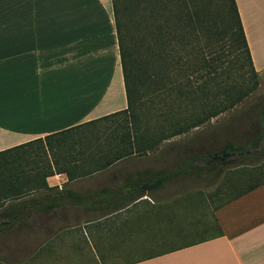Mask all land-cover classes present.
<instances>
[{
	"label": "crops",
	"instance_id": "crops-1",
	"mask_svg": "<svg viewBox=\"0 0 264 264\" xmlns=\"http://www.w3.org/2000/svg\"><path fill=\"white\" fill-rule=\"evenodd\" d=\"M235 3L259 76L264 0ZM126 107L112 0H0V264H264V182L184 221Z\"/></svg>",
	"mask_w": 264,
	"mask_h": 264
},
{
	"label": "trees",
	"instance_id": "trees-1",
	"mask_svg": "<svg viewBox=\"0 0 264 264\" xmlns=\"http://www.w3.org/2000/svg\"><path fill=\"white\" fill-rule=\"evenodd\" d=\"M216 7L215 20L208 22V6L203 0H145L142 7L138 3L128 6L112 0L127 98V107L122 112L130 113V122L134 123L142 96L146 94L149 98L153 94L158 97L157 109L166 123L156 139L141 135L151 147L229 111L258 85L235 0H218ZM234 65L240 72L236 80L231 76ZM174 66L182 73L179 87L173 84L170 75ZM238 117L248 126L247 139L236 141V134L226 125L228 136L219 149L201 150L186 143L169 145L167 155L169 160L177 161V168L168 169L167 176L182 173L208 183L222 174L224 165L232 163V157L242 156L238 157L240 164L257 145L261 158L264 96ZM14 151L15 148L0 151V159L6 160V153L12 152L10 159L14 161ZM261 170L264 165H259L258 171ZM263 182L264 178L259 179L226 201Z\"/></svg>",
	"mask_w": 264,
	"mask_h": 264
},
{
	"label": "rangeland",
	"instance_id": "rangeland-1",
	"mask_svg": "<svg viewBox=\"0 0 264 264\" xmlns=\"http://www.w3.org/2000/svg\"><path fill=\"white\" fill-rule=\"evenodd\" d=\"M120 1L128 6L138 3L139 7H142L145 3V0ZM173 1L175 2L176 0ZM203 2H205L208 6L209 15L207 16V21H214V12L217 8L216 3H218V0H203ZM217 27L220 28V25L217 24ZM176 67H172L170 75L173 78V84L179 87L182 85V73ZM234 67L235 69L232 70L231 76L233 80H236L238 79V74L240 72L236 69V65H234ZM140 88L144 91L143 86H140ZM263 96L264 73L262 72L258 76L257 87L232 109L221 113L217 117L211 118L207 123L195 127L187 133L175 135L161 141L158 144L168 147L169 145L179 146L186 143L201 150H216L222 147L225 138L228 136L226 125H228L236 134V141L243 142L250 134L247 133L248 126L246 125V122L242 118L238 117V114L246 112L256 103L257 100H259L260 97ZM141 101L142 102L137 105L138 107L135 110L137 111V118L134 121L136 129L140 135L147 137L149 140H151L153 136L154 139H156L162 133L161 128L166 125L164 117L160 115L157 109L160 105L158 103V97L152 94L148 98L145 94L144 97L142 96ZM164 132L165 130L163 133ZM259 143V145H262L263 141ZM238 157L241 159L242 156L239 155ZM238 157H232L230 159L232 163H226L222 174L219 177H215L214 180H211V178L208 182L209 185H206L208 183L201 180L199 177H184L182 183L183 197L182 199L176 201V206H169V208L179 207L182 209L183 218L184 221H186L187 216L192 217L193 215H203L206 210L203 207V204L207 205L208 203L211 206L218 205L221 202L234 197L236 194L243 191L248 185L264 178V170H261V172L258 171L259 165L260 167L261 165H264V155L261 158H258V145L252 150V155H247L245 160L240 164L238 163ZM185 227V224L184 229L189 228L190 226ZM203 234L204 233L192 232L189 230H184L183 232L175 231L173 236L176 237L172 236V238L165 240L159 247L149 249L148 253L157 250H164V247L169 244L175 246L190 242ZM136 254L140 255L142 253Z\"/></svg>",
	"mask_w": 264,
	"mask_h": 264
}]
</instances>
